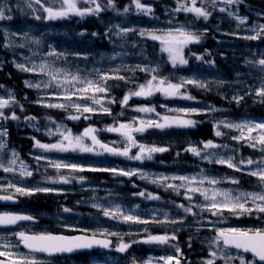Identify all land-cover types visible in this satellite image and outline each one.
Listing matches in <instances>:
<instances>
[{
  "label": "rangeland",
  "instance_id": "obj_1",
  "mask_svg": "<svg viewBox=\"0 0 264 264\" xmlns=\"http://www.w3.org/2000/svg\"><path fill=\"white\" fill-rule=\"evenodd\" d=\"M53 1V0H50ZM178 3L181 4V0ZM188 2L191 0H182ZM57 7L59 8V0ZM261 5L264 6V0H258ZM142 4L151 6L149 1H142ZM128 5H124L121 9L114 10L111 15L107 16L100 12L99 15H85L83 17L72 15L74 26L54 25L48 21L39 22L37 19H32L31 22H19L8 23L4 26L1 25L0 33L3 38L2 47L9 52V56L0 57V69L5 64H10L12 68L22 77H25L22 82V87L26 89L23 93L17 89H9L0 86V98L12 99L17 103L10 104L14 106V110L7 111L8 117L15 113L18 119H0V131L6 130V135L0 136V142H3L6 147L0 151V160L5 164L12 158V153L15 151L18 154L19 160H23L24 164L28 166V169L34 173L30 176L31 183L28 189L45 188L40 185L43 180H53L58 187H52L53 191H49L52 194H65L70 191V184L60 181L61 174L66 173L70 182L72 179L76 182H85L82 187L85 190V200L78 202L79 205L92 209L93 212L76 213L74 209H71L65 203H60L56 195L52 196L58 201L56 204V210L60 213L57 215V227L68 231H83L85 234L99 235L101 231L107 230L108 232L120 233L125 242H131L133 240L142 241L148 235H165L172 236L175 234L176 239L171 240L168 244L158 243H142L143 254L141 256L146 257L145 260H139L137 253L132 249H128L124 253L115 251V247L112 248V252L103 254H91L85 256L87 264H122L124 256H129L130 259L135 260L136 264H145L150 261L151 264H163L160 259L165 256H177L176 247H179L182 255H180L181 264H203L207 259H213L210 256V251L218 249L211 243L215 237L213 232L216 229H230L237 228L242 230L247 229H264V225H257L256 222L261 223L260 216L264 218V214L254 212L251 215H234L228 211H223L222 214L213 216L209 211H201V208L195 205L205 204L203 196L199 193H188L192 196V200L185 198V189L180 188L179 194L173 189L166 188L162 184L152 183L151 180L159 176H197V179L201 175L208 178H216L221 182L217 185H209L205 182L204 187L227 190L234 189L239 191L251 192L259 191V181L257 177H253L247 174L250 169H256L257 165L241 166L243 171H236L233 168H228L226 165L209 162V160L202 159L204 155L213 153L212 159L227 158L232 156L234 162L238 163L241 159H252L259 161L264 158V152L259 150V146L254 149L248 146L246 141H237L232 137L239 136L237 129L226 128L223 125H217L219 121L224 120L232 123L264 122V116L262 115H240L239 113H246L247 107L254 101L260 102V97L255 95L256 89H258L262 82H264V71L260 70V66L255 63L264 58V46H260L264 40V33L261 34V38L256 40L245 39L246 36L254 35L252 31L259 25H264V12H253L255 18L249 20L247 17L244 24H240L239 20L233 16L228 15V11L236 13L239 17H245L240 15L238 5L234 8V5H228L224 0H216L215 8H213L209 0H205V3L201 5L200 0H197V6H203L211 13L209 18L212 20V26L217 28L220 34V39L216 40V46L211 48H204L200 54L193 55L192 52L187 51V48L197 50L196 48L201 45H205L200 40L199 43H191L184 49V56L188 60L187 65H178L173 67L168 59V55L161 51V45L159 41H153L150 38L140 37L138 31L140 29L146 30H168L170 28H176L181 25L185 26L188 30L194 31L197 35H200L196 29L194 23L198 19L192 13H185L183 11H173V9H164L163 13L167 18L164 20L157 19L152 11L149 15L139 13L135 8L133 0H128ZM35 9V14L40 15L39 9L32 5ZM101 6H104L101 4ZM129 8V11L125 13L124 8ZM78 7L81 9L87 8L88 4L78 3ZM92 7V5H90ZM152 10L154 7H152ZM224 8L225 11L221 12L219 9ZM94 16L97 19V27L95 29L86 28V24ZM203 18V17H201ZM219 23L220 26H216ZM229 23V24H228ZM98 25L104 30L99 31ZM114 25H119L121 28L136 29V31L129 32L127 36H118L116 32L117 28ZM112 31L109 32L108 29ZM213 28V29H214ZM216 31V29H214ZM27 32L33 39H39L40 45L34 44L31 40H26L22 37V33ZM83 33V34H82ZM97 33V35H92ZM107 33V35H106ZM235 38L237 40H243L245 45L243 46L244 54L243 58L244 66L233 67L228 61V56L222 53L214 51L215 49H223L225 52L234 50L232 46H228L230 39ZM97 39V41H95ZM221 42L222 45H219ZM23 44L24 47H19ZM7 45V46H6ZM208 46V45H206ZM54 49L58 53H63V57L56 59L55 57L47 56V53ZM241 49V48H238ZM116 53H120L119 56ZM196 56H203V60L196 59ZM115 57V58H113ZM55 60V66L57 68L67 69L70 72H77L82 77L89 79H97V70L101 73L108 72L110 74H118L124 76L125 80L110 79L107 81L109 91L106 94H97L98 98L105 107H108L111 114L104 113L100 110L99 105H94L92 100H81L74 97L76 103L88 104L96 108L94 113H85L89 116V119H84L82 115L80 119H69L70 115H80L73 108H57L48 107L49 104H67V100L63 98V89H58L54 86L45 87L44 82L49 78L38 72H26L16 67L17 64H23L26 67H31L32 63L39 64L42 61ZM217 60V61H215ZM252 61L253 63H248ZM197 62H201V65H197ZM136 65H147L149 67L158 66V75L160 77H167L172 83H179L180 78L192 79L202 82L206 87L201 88L195 84H187L181 89V92L187 96H191L188 89L194 91H202L207 94H213L220 98V106H216L213 103L202 102L197 99H186L181 96L166 97L160 92H156L154 96L149 97H136L132 96L126 106H121L120 101L130 91H135L138 85L146 83L150 79L151 74L136 69ZM218 65L225 66V70H218ZM118 69V73L114 70ZM28 81L32 85H40L39 87H29L26 85ZM23 93V94H22ZM22 94V95H21ZM234 96H242L243 100L240 103H236L233 100ZM154 98H161L165 104L158 106L154 101ZM181 98L180 101L178 99ZM110 100H115L114 103H109ZM228 103V107L221 106ZM261 103V102H260ZM245 105L246 107H242ZM10 106L3 109L5 111ZM234 106V108L232 107ZM139 107L155 108V112L143 113L138 112L135 109ZM181 109H196V113L185 114ZM212 109H215L213 111ZM261 112L264 113V106L261 108ZM123 113V115H121ZM159 114V115H157ZM6 116V115H5ZM39 116V117H38ZM167 116L169 118H181L192 119L194 121L201 120L209 123L212 127V136L210 140L217 145L227 147H219L215 149H204L203 143L207 141L192 140L189 131L194 127H178L171 126L164 129L148 128L143 133H133L134 138L138 144L146 146H155L167 148L169 152H158L153 154L151 160L137 161L128 159L124 156L112 155L104 152L98 146H96L93 152H81L77 151H58L49 150L45 151L35 146V142L39 141L42 144H56L62 140V136L57 132L58 126H63V129L72 128L76 133L72 132L73 136L80 135L88 127H93L97 131L95 135L97 139L111 147H119L123 149L125 146L124 138L117 132H109L105 129L109 126H118L119 123H131L135 120L137 126L140 119L144 120H156L163 122L162 117ZM34 117V119H28ZM62 120L74 121L71 125L61 124ZM80 120V121H79ZM79 121V122H78ZM10 122V123H7ZM12 123V124H11ZM13 124L16 126V130L26 129L30 132L31 136L27 137L30 140L17 144L18 136L12 137ZM6 126L10 127L6 129ZM164 133L163 136H155L152 131ZM222 132L221 136H216V131ZM49 132L52 134L50 135ZM192 132V131H191ZM256 135V133H253ZM113 136L112 140L106 137ZM85 143L91 145L90 138L85 139ZM17 146V147H16ZM182 146V147H180ZM189 147H196L201 150V156H195L190 151H185ZM23 148L24 152H27L28 156L21 158L19 151ZM182 148V149H180ZM254 151V152H253ZM138 152V148L133 147L130 150V155H135ZM179 153V155H177ZM171 156H169V155ZM187 154L188 158H185ZM163 155V156H162ZM42 157L39 161L36 157ZM159 158V159H158ZM54 163L77 165L84 168V171H75L71 168L57 169L53 166ZM216 167H222L226 170L219 171ZM33 168V169H32ZM123 169V170H137L138 172H144L149 174V179H141L140 175L123 176L114 174L111 171H90L88 169ZM19 174V168L17 166L16 171ZM80 172H93L108 174L110 179L116 180L114 176H123L127 179L134 181H128L138 192L132 194L129 197L115 196L113 195V188H106L107 185L102 183L97 186L93 183H88L87 180H81ZM106 172V173H104ZM236 172L246 174V179L243 182L242 178L236 174ZM77 176V177H75ZM28 177V176H27ZM92 177V176H91ZM26 181V177H22ZM235 178L239 180V184H234L231 179ZM136 179V181H135ZM117 181V180H116ZM167 183L180 184V181L169 180ZM152 185V189L155 192V196H159L158 200H150L145 197L137 195V193L143 191L146 194L148 191L142 190L140 185ZM8 186V184L6 185ZM27 188V187H26ZM14 190V189H13ZM108 190V191H106ZM107 192L106 196H102L101 192ZM48 194L47 192L36 191L33 194ZM235 194V193H234ZM154 195V194H153ZM65 198L67 196L64 195ZM94 204H99L105 208H114L119 206L124 213L139 216L141 219L152 221L153 219L158 221H170V220H182L183 223H132L123 222L122 220H115L105 217L102 211ZM177 205H184L185 207H192L193 213H185L182 208ZM64 208L71 209L70 212H64ZM100 213V214H96ZM167 213V217H165ZM241 218L248 220V223L242 225L239 223ZM187 224L192 226L187 227ZM146 230V231H145ZM187 230V231H186ZM186 233V240L183 242L180 240L181 232ZM10 240L14 237L12 233H7ZM0 251H8L13 256L27 255L14 251L15 244L6 238L4 234H0ZM117 240L118 237L107 236ZM11 245V247H5V245ZM191 245V246H189ZM17 249V248H16ZM186 252V253H185ZM227 252L233 257H242L237 252L227 249ZM140 251L138 252L139 255ZM191 254H200L203 259L194 261ZM31 256V255H29ZM34 257V256H32ZM199 257V256H198ZM38 264H48V261L35 257ZM244 258V257H243ZM245 261H251L245 259ZM57 264H80L72 260H64ZM215 264H224L221 259H216ZM231 264H239V260L233 259Z\"/></svg>",
  "mask_w": 264,
  "mask_h": 264
},
{
  "label": "snow or ice",
  "instance_id": "obj_2",
  "mask_svg": "<svg viewBox=\"0 0 264 264\" xmlns=\"http://www.w3.org/2000/svg\"><path fill=\"white\" fill-rule=\"evenodd\" d=\"M211 6L215 8L216 0H209ZM228 5L240 4L243 0H224ZM26 6L28 8H32L33 3L41 4V0H25ZM78 3H85L88 5H92V7H87L81 9L78 7ZM135 4V8L139 13H143L144 15H149L152 13L151 6H146L141 3V0H133ZM201 5L205 3V0H200ZM59 8L54 9L53 7H45L41 5L43 11L47 14L46 19L48 20H56V19H64L68 18L71 15L83 17L85 15H99L101 11L105 10V8H111L115 10V4L113 0H107V5L102 7L97 0H59ZM6 10L10 11L7 8V5L0 2V21L2 20H11V15H6ZM35 11L34 8H32ZM221 12H224V8L219 9ZM123 11L127 13L129 8H124ZM173 11L180 12L183 11L185 13H192L195 15L197 19L203 17L205 20L209 18L211 13L207 11L203 6H197V0H191L190 5L187 3L178 4V7ZM229 16H233L234 18L239 20L240 24H244L246 21V17H239L236 13L232 11H228ZM35 19L40 20L41 17L39 15L35 16ZM113 27L117 28L118 31L116 35L118 36H127L129 32L136 31V29L130 28H121L119 25H114ZM109 32L112 31L111 28L108 29ZM252 31L255 33L251 36L244 37L249 40H256L261 38V34L264 33V25H259L256 28H253ZM83 34V33H82ZM140 37L150 38L153 41H159L161 45V51L167 53L168 59L173 67L178 65H187L188 60L184 56V49L191 43H199L201 40V36L197 35L194 31L188 30L185 26L181 25L176 28H170L168 30H146L140 29L138 31ZM22 37L26 40H31L34 44L40 45L41 41L39 39H33L29 36L27 32L21 34ZM92 35H97V33H93ZM107 35V33H106ZM7 46V45H6ZM19 47H24L23 44L19 45ZM63 53H58L54 49L50 50L47 53V56L55 57L56 59H60L63 57ZM117 56L120 53H116ZM193 55H195L193 53ZM115 58V57H113ZM196 59L203 60V56H196ZM248 63H253L252 61H248ZM260 66V70L264 71V58L255 62ZM17 68L26 72H38L46 75L49 79L44 82L45 87L54 86L58 89H63V98L67 100L69 103L67 104H49L46 105L48 107H57V108H73L80 115H70L69 119H80L81 116H84V119H89L90 117L84 115L85 113H94L96 108L88 105V104H79L76 103L74 97L81 100H92L94 105H99L100 110L104 113L111 114V111L108 107H105L101 101V98H98L97 94H106L109 91V86L107 81L110 79H119L125 80L124 76L118 74H110L108 72L101 73L97 70V79H89L87 77H82L79 74V71L73 73L68 71L67 69L57 68L55 66V60L53 61H42L39 64L32 63L31 67H26L23 64H17ZM136 69L139 71H143L146 73H150L151 77L144 84L138 85L137 90L130 91L126 94L122 101H120L121 106H126L128 104L129 99L132 96L136 97H149L154 95L156 92H160L164 94L166 97H175L181 96L186 99H193L191 96H187L181 92V89L185 87L187 84H195L198 87L204 88L206 85L202 82L185 79L183 77L180 78L179 83H172L167 77H160L158 75V66L157 67H149L147 65L141 66L136 65ZM118 73V69L114 70ZM29 87H39L40 85H32L28 81L25 82ZM255 95L260 97V102L264 103V82L261 83L260 87L256 89ZM233 100L236 103H240L243 100L242 96H234ZM115 100H110L109 103H114ZM16 103L12 99H3L0 98V119H13L16 120L18 117L15 113H12L10 117L5 116L3 109L10 106V104ZM22 107V106H21ZM138 112L150 113L155 112V108L149 107H139L135 109ZM215 111V109H212ZM178 111L184 112L186 115L190 113H196V109H181ZM123 115V113H121ZM159 115V114H157ZM28 119H34V117H29ZM163 122H159L156 120H144L140 119L139 125L137 126L135 120L131 123H119L118 126H109L105 130L109 132H117L119 133L125 140V146L123 149L119 147H111L107 144L101 143L97 136L95 135L96 129L93 127H88L84 130V132L80 135L73 136L71 130L63 129V126L57 127V132L62 136V140L56 144H42L39 141L35 142V146L39 147L45 151L49 150H58V151H81V152H93L98 146L104 152L110 153L112 155L124 156L128 159L144 161L151 160L153 158L154 153L165 152L168 149L162 147L155 146H146L143 144H138L136 139L134 138L133 133H143L148 128H158L164 129L171 126L178 127H195L196 121L192 119H181V118H169L164 116L161 118ZM219 125H223L226 128L237 129L239 131V136L232 137L237 141H246L249 147L256 149L259 146V150L264 152V122L253 123V122H242V123H232L226 122L224 120L219 121L217 128ZM256 133V135H253ZM51 135L52 133L49 132ZM6 135V130L0 131V136ZM216 136H221L222 132L217 130L215 133ZM90 138L92 144H86L85 139ZM6 145L3 142H0V151H2ZM138 148V152L135 155H130L131 148ZM219 147H227L226 145L221 146L213 143L212 141H207L203 143L204 149H215ZM185 151H190L195 156H201V150L196 147H189L185 149ZM179 155V153H177ZM213 153H209L208 155H204L201 158L209 160V162H214L217 164L226 165L228 168H233L236 171H243L244 168L241 166H251L256 164V169H250L247 171V174L253 177H257L259 181V191H239L234 189H219L216 187L208 188L204 187L205 182L209 185H217L221 181L216 178H208L206 176L201 175L199 179L197 176H159L155 179H152V183L162 184V186L173 189L179 194L180 188L185 189V198L188 200H192V196L188 195V193H199L203 196L205 204L203 205H195L196 207L201 208V211L207 210L213 216H217L223 213V211H228L234 215H251L254 212H258L264 214V158L259 161H254L252 159H241L238 163L234 162V158L232 156H228L226 159L223 157L212 159ZM42 157L37 156L36 160L39 161ZM19 168V175L21 177L31 176L32 172L28 169V166L24 164L23 161L19 160L18 154L13 151L12 158L7 161L5 164L2 160H0V169L5 172H15L16 168ZM53 166L57 169L60 168H71L75 171H84V168H81L77 165H68L61 163H54ZM90 171H111L117 175L123 176H134L140 175L141 179H149V174L144 172H138L137 170H123V169H88ZM60 181L64 183H69V179L67 177L61 176ZM83 180V177L80 178ZM169 180L180 181V184H172L167 183ZM231 182L234 184H239V180L232 178ZM9 188L14 189L15 193L20 195H32L36 191L49 192L53 191V189L49 188H36V189H28L25 187H17L15 184L9 182L7 188H3L4 192H7ZM235 193V194H234ZM137 195L145 197L150 200H158L160 197L155 196L151 193H145L143 191L137 193ZM14 198L13 194L10 195H0V200H12ZM93 207L100 209L105 217L122 220L123 222H132V223H183L182 220H166V221H158L153 219L152 221L141 219L139 216L124 213L119 206H115L114 208H105L99 204H94ZM183 209L185 213H190L195 215L192 211V207H185L184 205H177ZM64 212H70L71 209L64 208ZM165 217H167V213H165ZM33 217L25 216V215H13L9 213H0V226H9L14 225L18 221L21 220H31ZM146 231V230H145ZM20 243L24 245L25 248L32 252H41L48 253L49 255L54 253H65L72 252L75 249L81 248H92L94 245L102 247L104 249L112 248V241L109 239H97L96 234L92 237L86 236H74L68 237L64 235H53L51 233H40L27 235L24 232L16 233ZM100 236H112L118 237V243L115 245V251L124 253L126 252L134 243L142 242V243H158V244H168L171 240H175L176 236L173 234L171 237L167 234L165 235H148L142 241L133 240L131 243L125 242L123 236L117 232H108L107 230L101 231L99 233ZM2 239V237H0ZM216 249L219 251L213 250L210 251V256L213 259H207L203 262V264H215L216 259H221L224 261V264H231L233 259L239 260V264H257V261L260 264H264V229H216V236L211 242ZM191 246V245H189ZM5 247H11V245H5ZM228 248H235L238 250H242L243 252H250L254 257L251 261H245L243 257H233L227 252ZM177 256H165L160 259L163 261V264H181L180 255H182L179 247H176ZM0 257H4L5 259H0V264H38V261L35 257L29 255H18L13 256L11 252L8 251H0ZM133 264H136L135 260H133ZM145 264H151L150 261L145 262Z\"/></svg>",
  "mask_w": 264,
  "mask_h": 264
},
{
  "label": "trees",
  "instance_id": "obj_3",
  "mask_svg": "<svg viewBox=\"0 0 264 264\" xmlns=\"http://www.w3.org/2000/svg\"><path fill=\"white\" fill-rule=\"evenodd\" d=\"M101 1L107 3V0H97L98 3H100ZM0 2L6 4L7 8L10 9V11L6 10V14H9L11 12L14 13L17 7L22 8L26 6L25 0H0ZM47 2L48 0H41L40 5L47 6ZM113 2L114 4L118 5V7L120 8L123 7L124 5H128V0H113ZM149 4L157 7L158 11L156 13H159L160 9L163 8V6L171 5V3L165 0H151ZM88 7H90V5H88ZM24 9H26V11L28 10V8L26 7ZM96 27L97 25L94 19H90L89 22L86 24V28L89 29H95ZM99 31H101L100 28ZM12 78L15 79L16 76L15 75H13L12 77L8 76V79L12 80ZM213 101L219 103L217 99H213ZM192 134L194 136L199 137V139H201L202 141H210L213 138L211 126L208 123L202 121L196 123L194 130L192 131Z\"/></svg>",
  "mask_w": 264,
  "mask_h": 264
},
{
  "label": "flooded vegetation",
  "instance_id": "obj_4",
  "mask_svg": "<svg viewBox=\"0 0 264 264\" xmlns=\"http://www.w3.org/2000/svg\"><path fill=\"white\" fill-rule=\"evenodd\" d=\"M0 193L4 195L12 194L10 190H8L7 192L0 190ZM11 208L13 209L10 210L0 205V213H6V212L7 213H24L28 209L32 210L33 208L37 209L38 207L34 205L32 202H30L29 200L26 201V199L19 197L18 203ZM37 219H38V225H35V227H31V228H23L21 231L24 233H33V232H41L43 230H46V231L52 230L53 222L50 219H45L42 222L39 218ZM22 227H25V226H22Z\"/></svg>",
  "mask_w": 264,
  "mask_h": 264
},
{
  "label": "bare ground",
  "instance_id": "obj_5",
  "mask_svg": "<svg viewBox=\"0 0 264 264\" xmlns=\"http://www.w3.org/2000/svg\"><path fill=\"white\" fill-rule=\"evenodd\" d=\"M216 26H220V24H219V23H216ZM218 44H219V45H222L221 42H218ZM236 44H237V43H233V44H232V43H231V44L228 43V46H235ZM241 45H242V43H241V44H237L238 47H240ZM197 65H201V62H197Z\"/></svg>",
  "mask_w": 264,
  "mask_h": 264
},
{
  "label": "water",
  "instance_id": "obj_6",
  "mask_svg": "<svg viewBox=\"0 0 264 264\" xmlns=\"http://www.w3.org/2000/svg\"><path fill=\"white\" fill-rule=\"evenodd\" d=\"M97 238V237H96ZM97 239H102V238H97ZM94 248H101V247H99V246H93L92 248H85V250H90V249H94Z\"/></svg>",
  "mask_w": 264,
  "mask_h": 264
}]
</instances>
